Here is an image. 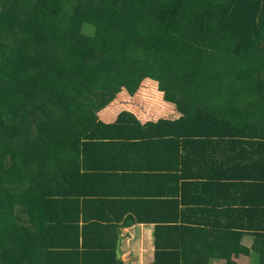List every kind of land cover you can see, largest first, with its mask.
<instances>
[{"label":"trees","instance_id":"16d2710c","mask_svg":"<svg viewBox=\"0 0 264 264\" xmlns=\"http://www.w3.org/2000/svg\"><path fill=\"white\" fill-rule=\"evenodd\" d=\"M0 14V264H125L134 224L151 264H264V0Z\"/></svg>","mask_w":264,"mask_h":264},{"label":"crops","instance_id":"0c3cea01","mask_svg":"<svg viewBox=\"0 0 264 264\" xmlns=\"http://www.w3.org/2000/svg\"><path fill=\"white\" fill-rule=\"evenodd\" d=\"M152 229V224H134L121 228L118 243L119 258L125 264L152 263L154 259Z\"/></svg>","mask_w":264,"mask_h":264},{"label":"rangeland","instance_id":"374dc122","mask_svg":"<svg viewBox=\"0 0 264 264\" xmlns=\"http://www.w3.org/2000/svg\"><path fill=\"white\" fill-rule=\"evenodd\" d=\"M2 15L3 14H0V26L2 24H4V23H5V26H4V28L1 29V31H4V32L10 31V32L13 33V30L17 29V26L16 25L14 26V24H13L14 21L7 19L6 20L7 22H1L2 19H3L1 17ZM73 28H74L75 35L80 34L82 32H84V33H91L92 30H93V26H92V23H91V19L90 18H86V17H82V15H78V17H77V19L75 21V25H74ZM18 44H19L18 45V49H20V46H21V49H22V46L23 45L21 44V42H19ZM89 74L91 76L92 74H94V72L91 71V72H89ZM104 100H106V97H101L100 98V101H101V104L100 105L101 106H103L106 103V101H104ZM249 241L250 240L247 241V245H250ZM212 261H213L212 264H221V262L219 260L213 259ZM240 261L243 264H251L252 263L250 257L244 256V255L241 256Z\"/></svg>","mask_w":264,"mask_h":264},{"label":"water","instance_id":"95a60500","mask_svg":"<svg viewBox=\"0 0 264 264\" xmlns=\"http://www.w3.org/2000/svg\"><path fill=\"white\" fill-rule=\"evenodd\" d=\"M117 257L120 256L119 248L116 249Z\"/></svg>","mask_w":264,"mask_h":264}]
</instances>
